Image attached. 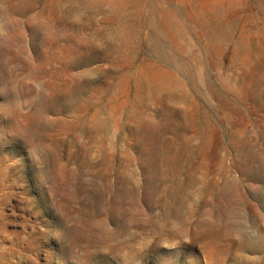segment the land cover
<instances>
[{"label": "rangeland", "instance_id": "374dc122", "mask_svg": "<svg viewBox=\"0 0 264 264\" xmlns=\"http://www.w3.org/2000/svg\"><path fill=\"white\" fill-rule=\"evenodd\" d=\"M263 243L264 0H0V264Z\"/></svg>", "mask_w": 264, "mask_h": 264}, {"label": "bare ground", "instance_id": "6f19581e", "mask_svg": "<svg viewBox=\"0 0 264 264\" xmlns=\"http://www.w3.org/2000/svg\"><path fill=\"white\" fill-rule=\"evenodd\" d=\"M163 154V153H162ZM163 157V156H162ZM221 200V199H220ZM208 215V214H207ZM209 216V215H208ZM254 217V216H253ZM240 225V224H239ZM259 238H257V240H258ZM264 244V243H263ZM251 250V249H250ZM261 250V249H260ZM260 252V251H259ZM254 253V252H253ZM257 260V259H256ZM258 262V261H257Z\"/></svg>", "mask_w": 264, "mask_h": 264}]
</instances>
